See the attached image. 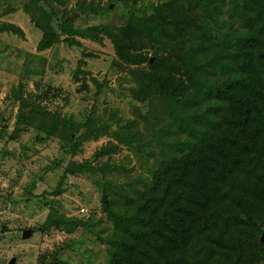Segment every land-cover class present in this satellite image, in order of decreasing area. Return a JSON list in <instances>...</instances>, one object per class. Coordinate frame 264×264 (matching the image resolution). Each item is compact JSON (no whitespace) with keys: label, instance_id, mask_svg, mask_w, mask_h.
I'll use <instances>...</instances> for the list:
<instances>
[{"label":"trees","instance_id":"1","mask_svg":"<svg viewBox=\"0 0 264 264\" xmlns=\"http://www.w3.org/2000/svg\"><path fill=\"white\" fill-rule=\"evenodd\" d=\"M32 1L41 18L36 24L42 31L38 51L58 41L80 44L75 36L100 43L104 33L135 86L152 93L172 118L174 128L166 130L162 157L149 171L145 188L134 189L135 196L122 195L121 205L116 196L102 193L105 213L114 227L106 241L108 264H251L257 249L264 258V243L258 241L264 225V0H229L228 7L241 26L227 30L218 23L226 0H189L188 9L181 5L174 17L148 20L166 35L175 30L185 40L214 39L212 46L202 42L185 48L179 54L180 65L161 64L165 60L158 54L151 62L143 52L140 33L131 25L76 27L77 12L58 14L47 7V0ZM76 7L79 17L109 10L82 2ZM207 15L210 30L206 24L192 34L178 26L188 18L193 20L185 22L199 24ZM209 31L210 37H205ZM0 32L25 36L19 25L8 21H0ZM143 63L147 72L130 68ZM80 67L81 60L75 79ZM19 88L12 90L17 99ZM46 117L40 106L21 100L11 137L34 125L45 134L35 137L42 141L62 129L69 148L75 149L104 131L96 122L78 124L72 117L56 114L45 124ZM122 125H117L114 136L130 146L137 144L136 134L128 130L133 121ZM111 147L101 146L93 158L109 153ZM99 169L92 160L65 168L54 194L64 192L67 173ZM56 222L67 232L87 227L81 219L60 214H49L43 226ZM51 264L74 263L52 258Z\"/></svg>","mask_w":264,"mask_h":264},{"label":"rangeland","instance_id":"2","mask_svg":"<svg viewBox=\"0 0 264 264\" xmlns=\"http://www.w3.org/2000/svg\"><path fill=\"white\" fill-rule=\"evenodd\" d=\"M47 1V7L55 13L77 12L73 22L76 27H135L141 35L143 52L151 62L158 54L165 60L161 64L180 65L179 54L185 48H194V44L202 42L212 46L214 40L197 36L185 40L175 30L166 35L149 22L174 17L181 5L188 7L189 0ZM81 2L98 10L108 6L109 10L79 17L76 5ZM228 2L218 20L226 30L231 25L241 26ZM200 19L199 24L185 22L193 20L189 18L180 19L184 22L182 26L177 24L192 34L197 26L206 24L210 30L208 15ZM0 21L15 23L25 33L20 37L0 32V264H7L13 256L18 264H51L52 258L74 264H108L106 241L114 227L105 213L102 193L116 196L117 205H121L122 195L135 196L134 189L145 188L149 171L162 157L161 141L168 136L166 130L174 128L172 118L152 98V93L149 96L145 88L135 86L127 67L116 58L113 42L106 34L102 33L100 43L75 36L80 44L58 41L38 51L36 45L42 31L36 24L41 18L32 0H0ZM209 34L210 31L204 36L210 37ZM80 60L82 72L75 79ZM130 68L148 71L145 63ZM18 86L19 99L12 92ZM21 100L44 109L45 124L49 123L51 114H56L72 117L78 124L96 122L104 131L97 139L85 140L75 149L69 148L62 129L37 141L36 136L45 134L32 125L12 138ZM127 120L133 121L128 130L139 140L131 146L114 136L117 125L123 126ZM101 146L112 147L109 153L94 159ZM85 160H92L95 167L102 169L96 173H67L64 192L54 194L64 169L74 168ZM32 183L35 185L30 188ZM49 214L81 219L87 227L79 226L67 232L58 222L43 226ZM27 228L32 232L22 238V230ZM261 256L257 249L251 264H264Z\"/></svg>","mask_w":264,"mask_h":264},{"label":"water","instance_id":"3","mask_svg":"<svg viewBox=\"0 0 264 264\" xmlns=\"http://www.w3.org/2000/svg\"><path fill=\"white\" fill-rule=\"evenodd\" d=\"M72 16L74 17L75 14H73ZM150 61H151V59H150ZM31 232H32V229H29V228L22 230V234H21L22 238H27ZM258 241L260 243H264V225H262V227H261V233L258 236ZM7 264H18L17 257L16 256L11 257L8 260Z\"/></svg>","mask_w":264,"mask_h":264},{"label":"built area","instance_id":"4","mask_svg":"<svg viewBox=\"0 0 264 264\" xmlns=\"http://www.w3.org/2000/svg\"><path fill=\"white\" fill-rule=\"evenodd\" d=\"M81 211H85L84 209H81Z\"/></svg>","mask_w":264,"mask_h":264}]
</instances>
